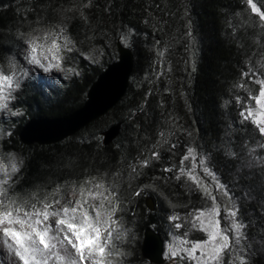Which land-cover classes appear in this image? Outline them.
<instances>
[{"label": "trees", "instance_id": "obj_1", "mask_svg": "<svg viewBox=\"0 0 264 264\" xmlns=\"http://www.w3.org/2000/svg\"><path fill=\"white\" fill-rule=\"evenodd\" d=\"M118 38L134 64L119 102L60 141L24 143L19 131L30 118L83 104L118 58ZM33 46L60 72L42 76L40 64L29 63ZM3 75L12 86L0 84L11 110L0 114V215L23 218L45 205L57 212L62 202L76 208L74 192L77 214L93 220L95 207L109 214L105 252L94 254L99 264H158L142 253L147 227L164 239L161 264H205L199 250L193 259L183 250L172 256L167 246L204 242L208 232L196 217L215 203L229 247L208 264H264V125L253 123L264 119L256 103L264 101V0H0ZM249 111L255 115L245 119ZM118 123L119 134L105 144L102 133ZM53 218L61 217L46 223ZM234 220L243 225L239 237Z\"/></svg>", "mask_w": 264, "mask_h": 264}, {"label": "snow or ice", "instance_id": "obj_2", "mask_svg": "<svg viewBox=\"0 0 264 264\" xmlns=\"http://www.w3.org/2000/svg\"><path fill=\"white\" fill-rule=\"evenodd\" d=\"M251 3V0H249ZM252 11H258L255 4H252ZM58 46L53 43L52 50H57ZM36 48L33 46L32 55L29 63L40 64V60L37 59ZM47 58V57H45ZM58 59V57H55ZM43 67V65H41ZM59 68L60 65L53 64L44 68V71H49V68ZM27 75V73H24ZM7 84L9 87L12 86V79L7 75L0 76V84ZM19 87V84L16 85ZM3 92V88H0V93ZM260 96H264V90L261 91ZM256 103L264 108V101L257 98ZM7 104L0 102V108H6ZM243 115V113H242ZM255 113L252 111L248 112L245 119L253 117ZM253 123L257 125H264V119H254ZM259 132L264 134V126L259 127ZM188 156L184 159L187 160L189 156L193 155L192 149H188ZM155 155V153H154ZM147 163V162H145ZM203 164V161L200 162ZM17 170L16 165H12L11 171L15 172ZM204 172L211 175L207 167L204 168ZM183 175V170H181ZM190 178L192 180H197L195 176L190 173ZM215 179V177H213ZM179 179V177H177ZM199 183V182H198ZM202 187L206 195H211L209 189L202 184ZM222 187V185H219ZM138 195L140 193H137ZM215 200V197H213ZM48 205L44 206V211H35L32 213L25 212L23 218L19 215L13 216L12 212H6L0 215V230H2L3 236L10 238L5 240L4 243L7 245L9 253L14 254V257L18 258L22 264H48L49 260H56L62 262V264H77V261L73 259L72 253L69 251L67 246L75 250V253L79 256L81 262L85 260L93 261V264H99L98 261L94 259L95 253H100L101 255L105 252L104 247L101 244V233L98 225L101 224L99 220V214H97V219L95 222L91 217L88 216L87 212H81L77 214V208L73 207L71 209L64 208L61 211L51 212L48 211ZM19 212V210H17ZM218 214L217 207L213 203L212 207L207 213L200 212L196 219L200 220V227L203 231L208 232V237L204 242H197L192 244L190 248L172 247L170 246L168 251L172 256H177L178 253L183 250L187 255L193 259H198L196 256L197 251L201 253V257L208 264V261H217L220 259V253L229 247V237L223 235L219 228V221L215 220V216ZM60 216L61 218L56 220V234L51 235L53 228L51 224L46 223L49 221L50 217ZM230 216L236 217L237 213L235 211L230 212ZM204 217H207V224L204 223ZM171 220L175 221L178 219L177 216L170 217ZM14 225H19V230L14 227ZM176 228H180V224H175ZM195 227V225H193ZM243 227L242 224L237 223L235 220L231 224V228L235 230L236 235L239 237L241 235L240 229ZM61 233L63 236L61 237ZM111 235V233H109ZM181 244L187 243L186 241H181ZM63 251V255L57 251V247ZM9 264H16L15 260L9 261Z\"/></svg>", "mask_w": 264, "mask_h": 264}, {"label": "water", "instance_id": "obj_3", "mask_svg": "<svg viewBox=\"0 0 264 264\" xmlns=\"http://www.w3.org/2000/svg\"><path fill=\"white\" fill-rule=\"evenodd\" d=\"M118 58L109 63L91 83L83 104L58 117L30 118L20 129L19 137L27 144H50L73 135L93 120L104 115L114 107L125 94L133 70V54L120 38L117 40ZM120 131V124L109 126L103 134V142L109 144ZM146 204L153 209L155 204L151 196ZM142 253L153 263L165 261L164 239L152 227L144 231Z\"/></svg>", "mask_w": 264, "mask_h": 264}, {"label": "rangeland", "instance_id": "obj_4", "mask_svg": "<svg viewBox=\"0 0 264 264\" xmlns=\"http://www.w3.org/2000/svg\"><path fill=\"white\" fill-rule=\"evenodd\" d=\"M42 50V49H41ZM47 57V58H45ZM37 59L40 60V66H37L39 67V70L40 73L42 74V76H44L46 79H49L51 77H53L56 73H59L60 70H58L59 68H55V67H52V68H49V71H44V68L48 67L49 65H53V60L51 59V57L47 56V53L44 52V53H40V55L37 57ZM41 65H43V67H41ZM0 88H3L2 85H0ZM3 91H4V88H3ZM6 97H5V93H0V102H4ZM10 108L7 104V107L6 108H0V114L2 113H7V112H10ZM2 167L0 165V172H2ZM4 172V171H3ZM6 173V172H5ZM69 198L71 199V204H73L74 206H76V208H80V205L77 203V195L74 193V192H71L69 194ZM64 206V203L62 202L61 205L59 206V210H62L64 209L63 208ZM94 212L96 214V217L93 219V221L95 222V220L97 219V214H99V220L101 221V224L98 225V227L100 228V233L102 234V229L103 227L109 222V214L103 209V208H99V207H95L94 208ZM81 213V212H80ZM78 213V214H80ZM57 218H53V223L51 224L52 227H53V230L54 232L56 231V221ZM16 227L18 230H19V226H14ZM63 236V234L61 233V237ZM5 240H9L10 241V238L8 237H4L3 236V233H2V230H0V264H9V261L11 260H15L16 261V264H22V262H20L18 260V258L14 257V254L12 253H9L8 252V249H7V245L4 243ZM171 245L167 246V248L169 249ZM69 248V251L72 253V257L73 259H75L77 261V264H93V261L91 260H85L83 262H81L79 260V256L75 253V250L71 249L70 246H67ZM58 252H60L61 255H63V251L61 249L58 250ZM169 253V251H168ZM94 259L97 261V259L94 257Z\"/></svg>", "mask_w": 264, "mask_h": 264}]
</instances>
